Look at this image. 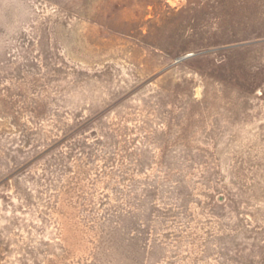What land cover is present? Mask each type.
Returning <instances> with one entry per match:
<instances>
[{
	"label": "rangeland",
	"instance_id": "1",
	"mask_svg": "<svg viewBox=\"0 0 264 264\" xmlns=\"http://www.w3.org/2000/svg\"><path fill=\"white\" fill-rule=\"evenodd\" d=\"M0 264H264V0H0Z\"/></svg>",
	"mask_w": 264,
	"mask_h": 264
},
{
	"label": "water",
	"instance_id": "2",
	"mask_svg": "<svg viewBox=\"0 0 264 264\" xmlns=\"http://www.w3.org/2000/svg\"><path fill=\"white\" fill-rule=\"evenodd\" d=\"M187 56H188V55H186V56H181L179 59H181V58H183V57L185 58V57H187Z\"/></svg>",
	"mask_w": 264,
	"mask_h": 264
}]
</instances>
